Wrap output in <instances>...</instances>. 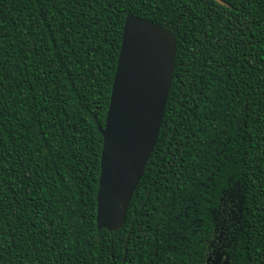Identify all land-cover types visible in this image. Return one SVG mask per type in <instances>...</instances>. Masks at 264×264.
<instances>
[{
    "label": "trees",
    "instance_id": "16d2710c",
    "mask_svg": "<svg viewBox=\"0 0 264 264\" xmlns=\"http://www.w3.org/2000/svg\"><path fill=\"white\" fill-rule=\"evenodd\" d=\"M128 13L174 33V71L125 221L98 232ZM229 187L230 264H264V0H0V264H206Z\"/></svg>",
    "mask_w": 264,
    "mask_h": 264
},
{
    "label": "water",
    "instance_id": "95a60500",
    "mask_svg": "<svg viewBox=\"0 0 264 264\" xmlns=\"http://www.w3.org/2000/svg\"><path fill=\"white\" fill-rule=\"evenodd\" d=\"M222 3V0H216ZM176 38L153 20L126 14L103 127L96 227L120 229L157 141L174 71Z\"/></svg>",
    "mask_w": 264,
    "mask_h": 264
},
{
    "label": "flooded vegetation",
    "instance_id": "af4514ba",
    "mask_svg": "<svg viewBox=\"0 0 264 264\" xmlns=\"http://www.w3.org/2000/svg\"><path fill=\"white\" fill-rule=\"evenodd\" d=\"M227 192H230L231 193V196H232V199L234 201V208L233 210L236 211L235 213L237 214V217H238V213H239V208H240V196H239V189L236 188V187H229L228 189H226L224 191V195L227 193ZM224 195H222L221 197V205L219 207V209L217 210V212L221 209L224 208V202H223V197ZM229 216H231V213L229 214ZM235 221H237V218L234 217V222H232L233 224H230V221H227V220H223V223H221V226H220V229H218V221H217V215H216V226L214 228V234L213 236L211 237V239L208 241V250H207V253H206V260H205V263L208 264L210 263V258L209 256L213 257L215 255H220V258H219V264H230V256H229V249H230V246H231V243L234 239V236H235V233L237 232L236 230V227H235ZM217 229L219 231V234H220V239L218 240L217 236ZM218 240L220 241V244H221V247H220V251L219 253L215 252V241ZM212 252H215L213 253V255L211 254Z\"/></svg>",
    "mask_w": 264,
    "mask_h": 264
},
{
    "label": "rangeland",
    "instance_id": "374dc122",
    "mask_svg": "<svg viewBox=\"0 0 264 264\" xmlns=\"http://www.w3.org/2000/svg\"><path fill=\"white\" fill-rule=\"evenodd\" d=\"M223 202H224V208L219 210L217 212V221H218V229H220V226H221V223H223V220H227V221H230V224H233L232 222H234V217L237 218V214L235 213L236 211L233 210L234 208V201L232 199V196H231V193L230 192H227L224 197H223ZM231 213V216H229V214ZM217 229V231H218ZM218 236V240L221 238L220 237V234H219V231L217 232ZM216 240L215 241V252L219 253L220 251V247H221V244H220V241ZM215 252H212L211 254L213 255V253ZM210 258V263L208 264H219L221 262H219V258H220V255H215V256H209ZM224 264V263H223Z\"/></svg>",
    "mask_w": 264,
    "mask_h": 264
}]
</instances>
